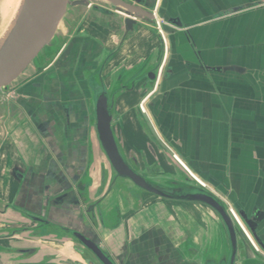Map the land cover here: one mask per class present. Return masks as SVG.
Wrapping results in <instances>:
<instances>
[{"label":"crops","instance_id":"1","mask_svg":"<svg viewBox=\"0 0 264 264\" xmlns=\"http://www.w3.org/2000/svg\"><path fill=\"white\" fill-rule=\"evenodd\" d=\"M154 7L159 27L138 22L123 35L121 25L111 21L88 25L83 47L78 35L62 63L54 58L50 77L60 73L68 80L74 61L83 68L98 66L101 83L113 95L111 127L127 162L139 173L156 168L166 175L184 173L194 179L193 174L238 219L239 224L231 217L240 239L235 264L264 261V0H156ZM65 87L69 112L81 115L75 91ZM142 100L144 112L139 110ZM30 108L39 120L51 116L56 121L54 137L38 139L51 147V166L84 155L85 142L73 129L64 137L48 104L30 99ZM8 135L0 155L9 167L21 166L19 136ZM4 164L0 169L6 173ZM0 183L3 202L25 194L26 187L8 175ZM58 185L54 179V191ZM133 222L147 231L125 251L129 264H153L155 253L160 264L205 263L173 259L169 240L175 231L165 225L162 231L143 217ZM101 238L107 252L122 251L119 233L107 243L112 249Z\"/></svg>","mask_w":264,"mask_h":264},{"label":"rangeland","instance_id":"2","mask_svg":"<svg viewBox=\"0 0 264 264\" xmlns=\"http://www.w3.org/2000/svg\"><path fill=\"white\" fill-rule=\"evenodd\" d=\"M2 3L3 0H0V43L5 29L11 30L14 27L23 0L20 1L19 7L15 10L12 9V5L8 6L7 9L10 11V14L6 23ZM84 10L82 6H69L68 13L65 14V18L59 22L57 27V37L54 40V45L45 47L37 59L38 63L44 66L42 69L36 70L35 67H31L10 87L0 89V153L3 154L2 146L5 137H8V134L11 132L17 133L19 136L18 142L20 150L22 152L21 160H23V164L19 166L21 168L27 167L30 176H34L31 168L35 164H38V166L41 164L40 160L44 157V150L47 151L46 156L49 157L51 155V147L45 146L43 151L35 150L36 152H34L36 144L41 143L38 140L39 136H37L38 132L35 126L37 122L36 120L32 122H29L27 119L19 120V117L23 116V114L18 111L19 108H16V106L22 108L23 111H33L30 108V103H28V100L22 94L23 90L28 87V82L31 78L38 75L39 72V75H45V77L51 75L55 67H49L52 65L54 58L58 57L61 52L66 54L71 43L80 35V25L78 26V21L74 20V17ZM69 29L71 30L69 31ZM4 41L5 39L3 43ZM62 53L60 54L61 56L63 55ZM61 56L58 57V63L61 61ZM78 64L76 61L72 62L69 68L70 78L68 80L65 79V83L75 91V100L84 102L91 121L85 127V131L80 137V140L85 142L82 144V147L85 149L84 155L78 157L75 154L76 156L74 158L72 157L68 163V158H64V163L61 164V167L71 166L74 171L78 168H84V174L80 179L81 185L79 184V188L81 187L82 194H84V197L79 196L81 208L86 207L88 203H96L101 195L102 202L99 211L102 210L104 213L106 222L103 224H100L98 221L96 223L94 222V227L96 228L98 236L102 237L104 246L107 249H112L107 244L110 241L111 235L115 237L119 233L121 237H124L121 243L123 249L122 251H117L118 253L115 254V257L119 264H125L124 261L127 256L125 251L128 249V246L134 247L137 241H141V239H137V235L143 231H147V226L138 227L135 225L137 223L133 222L136 218L140 219L143 217L151 221L149 224H153L156 228L162 229V231L165 230L163 229V225L167 229L175 231V237L169 240V246L172 247L173 259L178 258L179 260L182 259L185 261L197 260L199 263H203L206 259L217 261L223 256L226 257L229 253V245L225 227L219 215L210 207L198 202L169 200L159 197L138 188L130 180L120 178L115 174L101 149L93 124V91L90 89L87 76L90 73H94L93 75L95 76L91 77V80H93V78L95 79L97 77L96 72L92 68L91 70L86 68L87 70L84 72L83 70L85 68H83V65L80 64L79 66ZM23 83L24 85H22ZM53 87H56V85ZM65 103L69 104L68 101H65ZM13 110H17L20 113L19 116L16 115L15 119L11 117ZM59 118L61 117L59 116ZM71 128L75 129L77 127L73 126ZM4 161L5 158L0 155V166L4 164ZM5 163L4 166L7 169L11 168V166L9 167L10 164L8 161ZM139 168L142 169L140 166ZM156 170V168H150L148 171H140V173L151 184L168 191L175 189L176 187L173 188L174 185L185 186V180L193 185H198L197 181L184 173H177L173 176L163 174ZM1 180L2 177L0 176V182ZM1 203L3 202L0 200V264H13L16 262L18 258L16 257L17 253L15 252V248L23 246L38 247L37 249L39 251L33 259L49 258L61 264L69 262L71 255H68L69 257L66 256L65 242L53 240L42 235L37 238L28 237L27 230L35 223L24 219L16 211H10L9 209L5 212L2 211L5 208L4 203ZM27 207L32 208L38 213L45 214L46 217L53 221L64 220L65 223V217L69 218V220L72 219V216L68 214V209L73 208V206H68V209L65 211V216L51 214V210L49 211V209L52 206L47 207L39 204L37 207L33 205H27ZM54 207L57 208L58 206ZM25 227L27 230H23ZM133 227H135V232L131 231ZM12 234L14 236L10 238L9 236ZM237 239L238 241L240 240L238 237ZM73 257H75V254H72ZM236 260H238V253L235 258V263ZM254 260L250 258L242 260L241 263L250 264Z\"/></svg>","mask_w":264,"mask_h":264},{"label":"flooded vegetation","instance_id":"3","mask_svg":"<svg viewBox=\"0 0 264 264\" xmlns=\"http://www.w3.org/2000/svg\"><path fill=\"white\" fill-rule=\"evenodd\" d=\"M84 1H86V4H80L78 6H82V8H84L85 10L83 12H80L76 17H74V20L76 18V20L78 21V26L80 25L79 37L81 39V44H80L81 48L83 47V40L87 37L88 34L86 29L88 25L103 26L111 21L121 25L122 31L124 33L123 35L133 31L135 25L138 22H141L146 25H150L144 19L140 20V19L132 18L135 21V23L132 25V29L130 31H126L124 19H126L128 16L123 12L124 11L123 8L114 5L109 0H84ZM123 1L127 3H132L131 0H123ZM146 2L148 3V6L146 7L143 4L141 7L145 11L153 12L155 16L154 26H157L158 19L156 18V15L154 13L155 3L153 4V0H146ZM59 56L61 55H58V57ZM63 59H64V54L61 56V60ZM91 68L93 69V71L96 72L97 75V77H95V79L93 78V80H91V77L95 76L93 75L94 73L92 74L90 73L87 76L88 84L90 86V89L93 91L92 115L94 118L93 124L95 127L94 109H95V101L97 94L102 91L107 93L108 106L110 112H111V98L113 95L112 92L109 93L101 83V80L99 78L98 66ZM91 68H87V69L91 70ZM87 69L85 68L83 71L85 72V70ZM39 74L40 72L38 73V75L33 76L31 80L28 82L29 83L28 87H26L22 92L23 96L28 100V103H30V99L32 100L35 99L48 104V106L55 111L54 116L62 124V133L63 135H65L64 137H66V133H67L66 131L73 129L71 127L76 126L77 128L73 129L74 135L77 136V138H80L82 133H84L85 131V127L91 121L90 117L88 116L84 102H81L80 100L77 101L81 109V115H79V113L78 114L70 113L69 106L67 103H65V95H69V93L67 92V88L65 87V79H62L60 73H59L60 77L58 76L45 77V75H39ZM22 85H24V83ZM55 85L56 87H53ZM79 88L81 89V87ZM56 94L59 97L60 96L64 97L63 100L60 101V99H58L59 97L56 98L57 97ZM16 108H19L18 111L21 114H23V116L19 117V120L22 121L24 119H27L29 122L36 120L37 123L35 126H36V131L38 132L37 136L39 135L44 136L48 140L54 137L53 126L56 121L51 116H48L46 119L41 121L37 116H35L33 111L32 112H28L27 110L23 111V109L20 108L19 106H16ZM59 108L61 109L62 112L61 114H63V117L60 116V111L58 110ZM18 111L13 110L11 112V117L15 119L16 115L19 116L20 113ZM59 116L61 118H59ZM35 150L43 151L44 146H42L41 144H36L34 152H36ZM46 152L47 151L44 150V157L41 158L40 160L41 164L39 166L38 164H35V166L31 168L34 176H30L27 167L21 168L20 166H14L6 171L8 176L13 178L14 181L20 184V186L26 187V190H25V194L24 192L22 193L20 192L21 194H18L19 193L18 192L11 202H3L0 198L1 202L4 203L1 204H3L5 208V210L2 211L5 212L8 209L10 211L11 210L14 212L16 211L24 219L34 222L35 224L32 227H30L28 230L26 227L23 228V230H27L28 237L37 238L38 236L42 235L53 240L65 242L66 256L69 257L68 255H71L69 262H66L65 264H90V262L91 264H101L97 260V258L93 255V253L74 234L75 232H78L85 238H88L91 241H93L107 255L111 257V259L115 262V264H119L116 260L115 255L107 252L101 246L99 241V236L96 233V228L94 227V222L96 223L98 221L100 224L106 222L104 219V213L102 212V210L99 211L100 204L102 202L101 195L97 199L96 203L93 204L88 203L86 207L84 208L80 207L81 204H80L79 196L84 197V194H82L81 187L79 188V186L81 185L80 179L84 174V168L83 169L78 168L76 171H74L73 167L71 166L61 167L60 165L55 168L51 166L50 164L51 162L49 163V160L52 159V157L46 156L45 155ZM3 170L4 169H0V176L2 177V179L5 178V176H7L5 173L6 169L4 171ZM36 179H38L39 182L36 181ZM54 179L59 181V185L56 191H54L51 185ZM184 184H186L185 186L193 185L192 183L187 182V180H185ZM174 187H176L175 189H177L180 186L174 185L173 188ZM39 204L45 205L47 207L52 206V208L49 209V211L51 210V214H53V211L55 210L58 212L60 216H65L66 214L65 211L66 209H68V206H73V208L68 209L69 212L68 214L72 216V219L69 220V218L65 217V223L64 220L53 221L48 217H46L45 214L38 213L34 211L32 208L27 207V205L30 206L33 205L37 207V205ZM54 206H58V207L56 208ZM95 211L97 212L99 211L98 214L97 212L95 213ZM13 236L14 234H12L9 237H13ZM37 248L38 247L35 246L16 247L15 252L17 253L16 257L18 258V260L13 264H61L49 258L47 259L43 258L37 260L35 258L33 259V257L39 251ZM72 254H75V257L72 258ZM130 257H131L130 254L127 253L126 259L124 261L125 264H129ZM226 257L223 256L219 258L216 262H220L223 258ZM206 260H212V259H206ZM160 262L161 259L155 253V255L153 256L152 263L160 264Z\"/></svg>","mask_w":264,"mask_h":264},{"label":"water","instance_id":"4","mask_svg":"<svg viewBox=\"0 0 264 264\" xmlns=\"http://www.w3.org/2000/svg\"><path fill=\"white\" fill-rule=\"evenodd\" d=\"M109 1L123 8V12L128 16L124 19L126 31H130L132 25L135 23L132 18L144 19L150 25H155L153 12L145 11L141 7L143 4L146 7L148 6L146 0H131L132 3H127L123 0ZM154 3L155 0H153ZM80 4H86V1L23 0L16 24L0 47V89L10 87L31 67H35L36 70L44 67L39 66L37 61L41 51L45 47L54 45V40L57 37V27L59 22L65 18V14L68 13L69 6L77 7ZM177 24H179L178 21ZM150 78L155 79V74L151 73ZM94 112L98 141L115 174L120 178L130 180L138 188L159 197L198 202L210 207L219 215L224 224L228 238L229 253L220 262L206 260L204 264H235L238 249L236 228L223 202L201 186H180L177 189L168 191L151 184L120 153L111 127L112 115L108 106V95L106 92L102 91L97 94ZM245 224L250 229L252 228V223L249 220H245ZM74 234L101 264H115L111 257L93 241L85 238L78 232ZM250 264H264V261L252 262Z\"/></svg>","mask_w":264,"mask_h":264},{"label":"bare ground","instance_id":"5","mask_svg":"<svg viewBox=\"0 0 264 264\" xmlns=\"http://www.w3.org/2000/svg\"><path fill=\"white\" fill-rule=\"evenodd\" d=\"M20 1L21 0H3V3H2V10H3V13H4V15H5V23H6V21L8 20V16H9V14H10V11L7 9L8 8V6H10V5H12V9L13 10H15L16 8H18L19 7V4H20ZM12 10V11H13ZM17 21V20H16ZM15 24H16V22H15ZM15 24H14V26H15ZM14 28V27H13ZM13 28L11 29V30H9V29H5V32H4V34H3V37H2V40H1V45H2V43H3V40L5 39L6 40V38L9 36V34L11 33V31L13 30ZM7 35V36H6ZM6 37V38H5ZM143 109H144V107H143ZM145 110V109H144ZM186 168V167H185ZM191 174V173H190ZM194 178H196L197 180H198V178L197 177H195L193 174H191ZM195 180V179H194Z\"/></svg>","mask_w":264,"mask_h":264},{"label":"built area","instance_id":"6","mask_svg":"<svg viewBox=\"0 0 264 264\" xmlns=\"http://www.w3.org/2000/svg\"><path fill=\"white\" fill-rule=\"evenodd\" d=\"M157 27H159V24H158V22H157ZM160 31V30H159ZM161 32V31H160ZM159 73V72H158ZM158 73H157V78H156V81H157V79H158ZM143 102H144V100H142L141 101V103L139 104V108H140V110L142 111V112H144V109H143ZM183 167H185V166H183ZM191 175V174H190ZM192 176V175H191ZM193 177V176H192ZM194 178V177H193ZM202 187H204V184L201 182V181H199V180H197L196 178H194ZM228 213H229V215L239 224V222H238V219H237V217H236V215H235V213L233 212V210L232 209H229V211H228Z\"/></svg>","mask_w":264,"mask_h":264}]
</instances>
